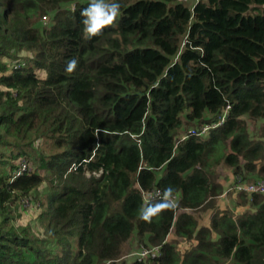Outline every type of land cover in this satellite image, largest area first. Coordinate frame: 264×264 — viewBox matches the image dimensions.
Wrapping results in <instances>:
<instances>
[{"label":"trees","instance_id":"16d2710c","mask_svg":"<svg viewBox=\"0 0 264 264\" xmlns=\"http://www.w3.org/2000/svg\"><path fill=\"white\" fill-rule=\"evenodd\" d=\"M118 2L87 38L90 0H0V211L50 186L47 240L6 219L0 264H264V195L239 194L252 211L218 210L209 226L196 216L224 193L220 166L264 180V0ZM22 160L37 171L16 178ZM132 241L160 253L123 262Z\"/></svg>","mask_w":264,"mask_h":264},{"label":"rangeland","instance_id":"374dc122","mask_svg":"<svg viewBox=\"0 0 264 264\" xmlns=\"http://www.w3.org/2000/svg\"><path fill=\"white\" fill-rule=\"evenodd\" d=\"M195 2L196 1L193 0L185 4L192 8ZM0 90H5V89L0 87ZM258 126L259 125L250 123L251 131L256 130ZM35 151L36 153L44 152L46 154L47 153L50 154L52 152V149H50L48 143H46L44 140H40L35 143ZM1 152L5 153V150L0 149V153ZM30 166L32 173H35L37 171L36 166L32 162ZM41 174L43 176H47L45 171H41ZM48 179H45V181L42 183V186L39 189H37L36 192H34L32 195L34 199L37 196L38 201H40V203L41 201L43 202V200H45V196L48 194V190L50 189ZM216 180L219 184L223 186L224 193L214 200L216 202L215 208L213 209L210 208L205 211H199L197 213L196 216L199 218V220H201V225L204 226H207L211 223V217L218 210L229 211L234 216H240L245 212L252 211V207H250V203H249L250 202L249 197L246 198L244 195H239V194L236 195L231 192V189L235 184L239 182L243 183L244 181H241L239 178H236L232 173V171L230 170V168L220 166L217 169ZM259 181H264V180H259ZM38 201H36V199L35 200L28 199L27 201V198L20 200V198L17 199L16 197H14L7 206H3L5 210L0 211V226H3V224L6 222V219H8L7 229L12 230L13 228L14 230L20 233H24L23 232L24 229H29V233L33 238L47 240L48 235L45 229L40 225L38 219L42 211L39 209ZM175 240L178 243L179 251L182 253H185L189 250H193L196 247V244L194 242L190 243L185 239L177 238L174 233H171L169 237V241L175 242ZM141 248L142 247H140L135 241H132L130 244V250L128 249L129 253L123 258L124 260L123 262L126 263L133 262L136 259L133 254L140 251Z\"/></svg>","mask_w":264,"mask_h":264},{"label":"clouds","instance_id":"9594fccd","mask_svg":"<svg viewBox=\"0 0 264 264\" xmlns=\"http://www.w3.org/2000/svg\"><path fill=\"white\" fill-rule=\"evenodd\" d=\"M121 5L118 0H90L87 7L81 10L83 17L82 24L84 25V34L87 38L101 35L103 29L111 26L116 22L117 17L120 15ZM78 61L71 59L67 63L66 70L72 72L75 70ZM169 195L171 189L168 190ZM171 206L170 202L157 204L150 207L143 215V219H149L151 215H155Z\"/></svg>","mask_w":264,"mask_h":264},{"label":"built area","instance_id":"2783aa9c","mask_svg":"<svg viewBox=\"0 0 264 264\" xmlns=\"http://www.w3.org/2000/svg\"><path fill=\"white\" fill-rule=\"evenodd\" d=\"M182 3H188L190 1L193 0H180ZM194 1H198V0H194ZM216 125H206L204 127V129L202 130L201 135H205L210 129L215 128ZM31 164L29 162H27L26 160H22L20 162V164L18 165V170L15 173L16 178L19 176H22L24 174H29L32 173L31 170ZM53 182L54 184H57V179L53 178ZM231 192L233 194H242V193H247L249 195L252 194H264V181H257L256 183H250V184H246V183H237L233 186V188L231 189ZM160 198L161 197V192L160 191H156L155 193L152 194H148L147 198ZM28 201V200H27ZM29 203V202H27ZM160 253V248L156 247V248H152V249H147V248H141L140 251L134 253L133 255L140 261H145L148 258H156Z\"/></svg>","mask_w":264,"mask_h":264},{"label":"crops","instance_id":"0c3cea01","mask_svg":"<svg viewBox=\"0 0 264 264\" xmlns=\"http://www.w3.org/2000/svg\"><path fill=\"white\" fill-rule=\"evenodd\" d=\"M207 226H209V225H207Z\"/></svg>","mask_w":264,"mask_h":264}]
</instances>
